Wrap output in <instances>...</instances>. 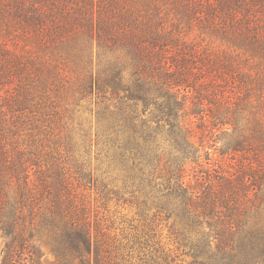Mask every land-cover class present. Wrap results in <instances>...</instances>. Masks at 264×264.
<instances>
[{"label": "trees", "instance_id": "trees-1", "mask_svg": "<svg viewBox=\"0 0 264 264\" xmlns=\"http://www.w3.org/2000/svg\"><path fill=\"white\" fill-rule=\"evenodd\" d=\"M67 91L98 101L83 152ZM0 232V264L41 238L57 264H264V0H0Z\"/></svg>", "mask_w": 264, "mask_h": 264}, {"label": "rangeland", "instance_id": "rangeland-1", "mask_svg": "<svg viewBox=\"0 0 264 264\" xmlns=\"http://www.w3.org/2000/svg\"><path fill=\"white\" fill-rule=\"evenodd\" d=\"M198 41H205L209 43L208 39L204 37L197 38ZM120 55V54H117ZM96 97H88L86 99H80L78 95H74L72 91H67L62 102L63 107L67 109V114H65L66 122L69 127V135L73 138L72 144H77V149L79 151H85V149L90 148L88 145V139H96L95 134L100 124H98V106ZM225 139V138H223ZM224 141V140H223ZM91 149H89V155L91 164L93 168L97 165L96 154L97 147L93 141L91 143ZM222 143L220 144V146ZM222 147V146H221ZM226 150V149H225ZM216 156H214L215 158ZM205 158V157H204ZM95 196H93L94 200ZM110 209L114 210V205H110ZM119 212L117 217L125 216L127 219H132L135 216L134 209L128 206H122L117 210ZM166 236V232H164ZM7 239L0 232V262L3 259L4 249ZM166 242V240H164ZM36 246L41 253V263L42 264H57V258L52 250L50 243L46 238H41L36 241ZM170 249L172 247L168 246ZM191 260L187 257L179 258L178 262L182 264H188Z\"/></svg>", "mask_w": 264, "mask_h": 264}]
</instances>
